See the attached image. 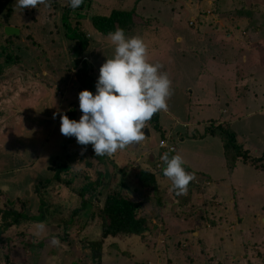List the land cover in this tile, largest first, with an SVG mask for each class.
I'll use <instances>...</instances> for the list:
<instances>
[{
	"label": "rangeland",
	"instance_id": "374dc122",
	"mask_svg": "<svg viewBox=\"0 0 264 264\" xmlns=\"http://www.w3.org/2000/svg\"><path fill=\"white\" fill-rule=\"evenodd\" d=\"M85 1L77 9H65L68 7V0H52V7L38 5L37 8H32L28 20L16 9V0H0V194L12 204L25 205L31 221L23 222L19 231L28 235L25 238L27 243L35 244L53 237L59 239L60 246L56 247L60 250L63 264L64 261L66 264H99L92 259V252L86 246L90 244L89 241L101 238L99 219L98 222L84 224L78 221L73 212L79 209L81 201H85L88 205L86 210L96 211L92 216L96 218L98 210L109 195L107 193L116 191L106 181L104 184L103 177L101 186L90 194L83 187L86 182L90 185L92 180L70 169L62 170L58 175L59 182L54 183L56 172L50 170L51 167L68 164L73 159L70 154L64 161L58 154L66 147L61 143L64 138H69V150L75 151L74 137H65L60 132V115L66 114L68 118L72 115L74 119L78 115L79 121L78 109L70 106L79 107L78 94L87 90L82 86L81 79L93 82L95 95L98 68L114 55V45L109 38L92 28L89 15L105 17L112 10L134 8V16L136 19L139 16L144 24L138 25L136 33L126 35L140 36L144 40L150 63H157L153 57L155 52L156 55H162V59L170 56L179 61L177 64H160L161 71L166 72L171 81L173 92L167 101V110L174 112V116L185 117L189 123L204 120L203 127L198 129L200 133L205 125L215 124L212 119L217 123L214 127L219 123L228 124L236 145L249 151L252 159L264 156V65L258 66L256 57L247 52L250 50L243 28L246 24L249 27L252 20L245 19L243 25L237 26V19L230 16V13L241 10L232 9L240 0H217L218 9H214L215 0L201 3L196 0H143L136 6L135 0ZM126 1L133 3L134 7L123 6ZM173 9L175 12L171 14ZM261 9H264V5ZM67 10L70 11L69 21L68 26L64 27L61 18ZM49 12L58 15L49 19ZM176 14L179 16L177 19ZM156 17L163 21L153 23L150 20ZM78 25L79 29L89 35L86 36L88 46L82 54L78 43L69 40ZM6 27L18 29L19 35L6 36ZM236 27H240L242 31H238ZM249 29L250 34L246 33L250 36L251 44H254L252 29ZM7 54L14 58L13 61L6 60ZM180 55L185 56V62L181 61ZM200 63L209 68L205 70L203 67L200 70ZM180 64L178 74L187 75L189 72L192 75L195 72L199 77V71L204 72L201 75L203 78H197L198 82L190 86L188 94L186 90H181L180 82L174 76V71ZM222 72L244 75L234 89V85L226 86L217 82L216 75ZM82 76L85 78H81ZM245 79L246 83L254 79V86L247 90L243 86ZM199 86L202 89L209 87L202 93L204 99H200L202 96ZM227 94L236 99L239 96L241 108L238 109L237 104L227 100ZM65 95L67 99L63 97ZM218 97L222 98L220 103L215 101ZM206 99L211 106L204 104ZM220 107H224L222 112L225 115L218 112ZM192 133L189 135L191 139L194 138ZM156 137L158 141L160 135ZM237 138L244 143L239 144ZM165 152L170 153L162 150L161 156ZM157 153L156 169L159 170L164 163L159 155L160 149ZM80 154L77 159H73L77 163L81 158ZM223 158L226 171L216 167L212 172L215 181H221V184L194 179L184 195H176L174 191H170V180L167 188H159L161 194L165 191L173 194L174 202L180 207L185 206L186 212L188 211L185 221L192 222V227L182 231L178 239L182 244L186 240L191 262H184L182 256L177 261L170 255V251L163 253L162 246L168 243V234L163 231L158 233L157 225L168 229L170 223L167 222L164 226L160 223L151 225L152 234L143 240L141 235H133L138 243L132 240L131 247L126 250L132 256L135 251L138 253L131 264H166V257L178 264H264V162L258 164L257 170L236 161L232 170V156L224 150ZM217 163L221 165V161ZM98 169L100 171L103 168ZM66 183H69V187L65 186ZM151 195L154 201L163 200L155 192H151ZM73 196L76 197L71 202ZM15 208L19 209L17 206ZM40 213H44L45 220L37 223L34 217ZM83 213L84 210L78 215ZM70 218L77 223H64V220ZM41 223L45 225V230L37 234V225ZM94 229L96 233L92 232L90 236L89 233ZM198 232L200 235L196 236ZM5 238L11 242V238ZM156 239L162 245L159 248H156ZM124 240L126 239H118L125 246ZM116 242L105 246L101 264H112L113 251L120 252ZM24 246L10 249L6 256L4 245H0V264H47L44 253L53 245L44 242L41 247Z\"/></svg>",
	"mask_w": 264,
	"mask_h": 264
},
{
	"label": "trees",
	"instance_id": "16d2710c",
	"mask_svg": "<svg viewBox=\"0 0 264 264\" xmlns=\"http://www.w3.org/2000/svg\"><path fill=\"white\" fill-rule=\"evenodd\" d=\"M91 0H88V3ZM142 0H135L134 6H136L139 2ZM177 1V0H175ZM197 2L201 3L205 0H196ZM217 0H215L216 2ZM247 1L249 3H247ZM262 0H240L236 5L232 7V9H241L237 13H230V16H234L237 20L235 21L238 25H243L245 22V19L252 20L251 25L249 27L246 24V27H244V34L246 36V42L249 46L250 54H252L255 59L258 60L257 64L258 66L264 65V9H261L263 6H261ZM86 1L83 0V3ZM257 2V3H256ZM252 3V4H251ZM53 3H51V6ZM249 4L250 6H247ZM219 3L216 2L214 9H218ZM125 7H134L133 3L130 4L129 1H126V3L123 5ZM150 7V6H149ZM251 7V8H248ZM70 9V7L66 6L65 9ZM32 8L24 9L22 11V14L24 17H27L28 20L31 15L29 13L32 11ZM54 12V9H53ZM135 9L130 10H112L107 16L100 17L94 15H89V22L92 26V28L103 37L108 38L109 32H114L117 28H122L125 30L126 34H134L137 31L135 29L138 27V24L134 22V15H135ZM175 10L173 9L171 11V14L174 13ZM222 13V12H219ZM53 15H58L57 13H51L49 12L48 18L52 19L54 17ZM69 15L70 11H64V15L61 18V21L63 22V26H68L69 21ZM177 16V14H176ZM39 23H40V17H38ZM153 23L163 20L156 19H150ZM56 23V22H55ZM251 26V27H250ZM75 28L72 32V36L69 40L73 41L75 40L78 43V49L82 54V51L88 46V38L86 36L88 35L86 32H84L82 29ZM190 27V26H189ZM252 29L253 33V42L254 44H251V41L249 40L250 36V29ZM238 31H242L240 27H236ZM134 30V31H133ZM132 31V32H131ZM237 31V32H238ZM246 32H249L246 33ZM240 33V32H239ZM11 55H6V60L13 61ZM14 59V58H13ZM83 69H86L85 67ZM81 78H85V76H82ZM82 86L88 91L93 93L94 84L93 82L86 81L85 79H81ZM255 80H248L246 83V79L243 82V86L247 88H251L254 86ZM248 90V89H247ZM16 112V111H15ZM71 114V113H70ZM216 120L212 119V122L215 124H210L209 126L205 127L202 133L197 132L195 135L193 134L194 138L202 139L206 138L207 136L213 137V138H219L221 139L223 151L225 150L226 154L229 156H232V170L234 169V165L236 161H240L244 164L250 165L254 167L255 169L259 170L258 164L264 162V156L259 157L257 159H252L249 155V151L244 150L241 145H236V140L234 135L230 132V127L228 124H218V126L214 127L217 123ZM147 124L151 125L152 129H155L156 131H160L159 127V120H158V114H154L153 117ZM229 131V132H228ZM79 155V153H76ZM162 154V150L160 149V156ZM169 154L175 155L174 152H170ZM81 158L79 162L77 163L76 160H71L69 164L65 165H58L57 167H51L50 170H54L56 172L55 178L53 179V182H59V173L64 169H70L73 171L80 172L83 176H85L86 179H91L92 182L90 185L86 182L84 189L89 190L90 194L97 191V188H99L103 182V174L96 170V163L101 162L102 156H96L92 152H88V150L85 149V153L80 154ZM84 156V157H83ZM72 158V157H71ZM70 158V159H71ZM94 159L96 161L94 162ZM226 164V162H225ZM165 165L163 164L160 166L159 171L163 172ZM227 167V166H226ZM187 172H191L188 170L187 167H185ZM231 172V169H230ZM196 180H208L207 176L199 173H194ZM139 176V175H138ZM209 181V180H208ZM50 182V181H48ZM47 182V183H48ZM139 187L140 190L143 191L141 194L138 193L137 199L131 200L128 198H122L119 196L118 192H108L107 197L105 198V201L103 203V206L100 210H98V219H99V226L101 228V238L97 241H89L90 244H86V246L91 250L92 252V259L99 264L102 262L104 248L108 244L113 243L114 241L118 239H125L126 237H129L131 235H141L142 240L146 236H150L152 234L151 231V225H154L155 223L164 226L163 221L161 220L162 213H161V202L156 200L154 201L151 192L157 193V183L155 180V177L147 172H140V176L138 177ZM45 183V184H47ZM88 185V188H87ZM66 187H69V183H66ZM90 186V187H89ZM79 191V190H78ZM78 193V192H77ZM111 193V194H110ZM158 194V193H157ZM140 195V196H139ZM83 196L81 195V199ZM7 201L3 195L0 194V245H4L6 256L10 249L14 247H20L29 245L30 248L35 247H41L44 242L49 244V241L52 238H48L44 240L43 242H35V244L27 243L25 238H27L26 235H23L24 233H21L19 231V227L24 223H27V221L30 218L25 214V208L22 203H14ZM17 206L19 209L15 208ZM23 206V207H22ZM88 207L87 204H85V201H81V205L78 210L74 211L73 214L78 217V221L82 223H86L88 221H83V215L87 211L86 208ZM180 207V206H179ZM149 208L148 212L145 213L146 215H142V210ZM182 212H185L186 207H180ZM84 210V213L82 215L80 212ZM138 211V212H137ZM159 212V213H158ZM36 220L35 222L39 223L45 220L44 213H40V215L34 217ZM77 223L73 221V219L64 220V223ZM87 224V223H86ZM194 232V231H193ZM9 233V236H8ZM14 235V236H13ZM11 238V242L9 243L8 239L5 238ZM22 238V239H21ZM198 239V238H197ZM88 242V241H87ZM185 241L183 242V244ZM201 243V242H200ZM182 242L179 240L175 246V250H173L171 253L175 257L177 261H180L178 258L179 256H182L184 262H191L190 256L188 253H186L189 250V246H186V249L183 250L182 248ZM24 246V247H25ZM116 246V245H114ZM167 247V246H166ZM95 249V250H94ZM117 250V248H115ZM118 251V250H117ZM202 252L204 250L202 249ZM119 253V251H118ZM129 253L125 252L122 255L124 257H129ZM45 260L47 261V264H63V259L60 254L59 248L56 246H52L51 248H48L46 253H44ZM77 264V263H76ZM166 264H178L173 261V259L167 258ZM205 264H212L210 262H207Z\"/></svg>",
	"mask_w": 264,
	"mask_h": 264
},
{
	"label": "clouds",
	"instance_id": "9594fccd",
	"mask_svg": "<svg viewBox=\"0 0 264 264\" xmlns=\"http://www.w3.org/2000/svg\"><path fill=\"white\" fill-rule=\"evenodd\" d=\"M51 2L16 0L15 6L22 12L38 5L50 7ZM82 3L83 0H68L72 9L79 8ZM134 22L137 24L136 19ZM108 38L114 45V55L99 69L95 95L88 90L78 94L82 115L76 121L61 114L60 132L65 137H75L79 145L91 144L96 156L111 157L146 139L142 130L147 128L154 114L167 111V101L173 92L167 73L161 71L162 65L149 62L147 45L140 36L129 37L124 29L117 28L108 33ZM55 116L56 113L53 118ZM161 160L165 165L163 175L171 181L170 191L176 195L186 194L195 174L185 170L183 157L178 154L170 157L165 152ZM44 230L43 223L37 225V234ZM49 243L60 246L56 237Z\"/></svg>",
	"mask_w": 264,
	"mask_h": 264
},
{
	"label": "crops",
	"instance_id": "0c3cea01",
	"mask_svg": "<svg viewBox=\"0 0 264 264\" xmlns=\"http://www.w3.org/2000/svg\"><path fill=\"white\" fill-rule=\"evenodd\" d=\"M239 2V1H238ZM262 2L261 6L264 5V0L260 1V3ZM257 3V2H256ZM252 4V3H251ZM232 6V4H231ZM179 18V16H175V19ZM136 19V17H135ZM140 19H136L137 24L140 26L141 23L143 22ZM153 20V19H152ZM144 24V23H142ZM147 27L150 26V24L147 22L146 23ZM160 51V50H157ZM245 52V51H244ZM250 53V51H247ZM245 54V53H243ZM154 60L158 63V64H164V63H171V64H177L179 61H177L176 59H172L170 56H166L165 58L162 59V55L157 54L155 52V55L153 56ZM181 61L185 62V56L180 55ZM195 58V57H194ZM189 61V60H188ZM201 67L200 70H203V67L205 70H207V68H209L207 65H203V63H200L199 65ZM98 68V67H97ZM181 68V64L179 66L176 67L175 69V73L174 76L177 80H179L180 85H181V90L185 91L188 94L189 91H191L190 86H194L193 83L194 82H198V79H201L203 77H201L202 73L199 71L198 75L199 77L196 76V73L193 72V74H188L184 75L183 73L178 74L177 71L178 69ZM99 70V68H98ZM163 70H165V68H163ZM234 69L232 68L231 71H233ZM244 74H239L238 72H235V74L230 75V73L228 72H222V73H218L216 75V79L217 82L219 84H225L226 86H230V85H234V89H236V87L238 86V84L240 83L241 78L243 77ZM185 78V79H183ZM209 87L202 89L199 86V90L201 93L202 98L200 99H204L203 97V92L208 89ZM180 95V93L178 94ZM193 95V93H192ZM239 96H242V94L240 92H238ZM67 95L63 96L66 97ZM237 97L238 99L235 98V96H232L231 94H227V100H230V102H232V104H237V108H241L240 104H239V100L241 99L240 97ZM68 97H66L67 99ZM65 99V98H64ZM222 98L218 97L215 99V101H217L218 103H220ZM233 99V100H232ZM234 99L236 101H234ZM204 104H207L209 106H211V104H208L209 102L206 100H204ZM213 105V104H212ZM214 106V105H213ZM71 108H77L79 111V116L81 117L82 113L79 110V107H72ZM69 107V110H70ZM186 107V106H185ZM217 107V106H216ZM187 108V107H186ZM222 108L224 107H220L218 108V112H221V115H225L226 113L222 112ZM181 110H183L181 108ZM186 111V109L184 110ZM158 114V120H159V127H160V131H156L155 129L152 130L151 125L146 124L145 129H143L142 131L145 134V140H143L142 142H140L138 145H136L135 147H129L126 148L125 150L122 151H118L117 153H115L114 155H112L111 157L109 156H102V160L101 162H98V164L96 163L95 167L96 170L99 171L98 167L103 168L102 170H100L99 172H101L104 176V184L105 181L107 183V185L113 187L114 190H116V192H118L119 196L122 198H128L131 200H134V197L138 195V193H136L137 191H141L140 187H139V182H138V177L140 176V172H147L151 175H153L155 177L156 183L158 185L157 187V193L158 195H160L163 200L161 202H163L161 204V213H162V217L161 220L163 221L164 225L168 223V229H165V227H161L159 225H157V230L158 233L160 231H163L165 233L168 234V243L165 246H162L160 243H158V239H156V248H159L162 246L164 252L163 253H168L169 251L172 252L173 250H175V246L174 244H176L180 239H178V237L180 235H182V231H186V228H190L192 227V222L186 223L185 219H186V210L185 212H182L180 214L181 208L179 207L178 203L175 201L174 202V197L173 194H169L167 193V191L164 192V194H161V192L159 191V188L163 189V188H167V182H169V180L164 177L163 172L159 171L156 169V158H157V152L160 149L159 148V143L161 141L165 142V144L169 147H173L174 149V153L175 155H180L183 157L184 159V167H187L188 170H190L191 172L194 173H199V174H203L205 176H207L208 180H210L211 183H218L221 184V181H215V178L213 176V169H215L216 167H220L223 168V170L225 169L226 171V164H225V158H223V146H222V142L219 138H213L210 136H207L206 138H202V139H194V138H190L189 135L191 132L197 133L199 132V128H202L205 121H198L196 123H189L186 121V118L184 117H177L174 116V112L172 111H159L157 112ZM160 116V118H159ZM221 118V116H220ZM70 120H76L78 121V115L77 117L74 116H70L69 117ZM218 120H222V119H218ZM205 127H207V125H205ZM197 129V130H196ZM199 129V130H198ZM196 130V131H195ZM160 135V139L157 141L156 140V136ZM188 135V136H187ZM11 136V135H10ZM193 136V135H192ZM11 138V137H10ZM67 140L69 141V138H67ZM66 138H64L61 143L63 146H66L64 150H62L61 153H58L60 155V157L62 159H65L72 154V158L77 159L79 157V155H77L76 153L83 152L85 153V149L88 150V152H92L94 154L93 151V147L91 144L89 145H79L74 137L75 140V151L69 150V145L67 143ZM237 142L239 144H243L244 141L242 139L237 138ZM101 157V156H99ZM72 159V160H73ZM96 161V159H94V162ZM221 161V165L217 162ZM70 162H68L69 164ZM203 165V166H202ZM239 167V165L236 167V169ZM235 169V170H236ZM186 170V169H185ZM187 171V170H186ZM71 172V171H70ZM73 172V171H72ZM236 171H234L235 173ZM227 174V173H226ZM139 175V176H138ZM230 178H233V176H231ZM169 190V189H167ZM143 191H141L142 193ZM139 192V194H141ZM3 194V193H2ZM106 194V193H104ZM103 195V194H102ZM140 196V195H139ZM76 196H73V198L71 199V202H74ZM16 200V199H15ZM67 201L70 199H66ZM18 201V199L16 200ZM25 207V205H24ZM149 210V208H146L142 210V215L145 216ZM96 212V211H94ZM94 212L91 211L90 209H88L85 214L83 215V221H88L89 223L91 222H98V215H96V218H92V216L94 215ZM138 212V211H137ZM25 214L26 210H25ZM192 221V220H191ZM92 232H95V229L92 230L89 235L91 236ZM186 235V233H185ZM200 235L199 232L195 234ZM91 239H93V237H90ZM128 238H130V240H128ZM126 240H124L125 242V246H124V250L122 251V253H117L113 251V256H112V264H131V262H133L136 258H137V253L138 251H135L132 254L129 253V257H124L122 254L125 253L128 250V247H131V242L132 240H134V242L138 243L137 238H135V236L131 235L130 237H126ZM185 243L182 245L183 249H186L187 246V242L186 240H184ZM167 246V247H166ZM127 249V250H126ZM161 250V251H163ZM169 252V253H170ZM187 253V252H186ZM172 253H170L171 255ZM169 258V257H166ZM64 264H66V261H64Z\"/></svg>",
	"mask_w": 264,
	"mask_h": 264
},
{
	"label": "water",
	"instance_id": "95a60500",
	"mask_svg": "<svg viewBox=\"0 0 264 264\" xmlns=\"http://www.w3.org/2000/svg\"><path fill=\"white\" fill-rule=\"evenodd\" d=\"M4 33H5L6 36L10 37V36H14V35H19V30L15 29V28H12V27H6L4 29ZM116 244L119 246L120 252H122L124 250V244L121 241H118V240H117Z\"/></svg>",
	"mask_w": 264,
	"mask_h": 264
},
{
	"label": "built area",
	"instance_id": "2783aa9c",
	"mask_svg": "<svg viewBox=\"0 0 264 264\" xmlns=\"http://www.w3.org/2000/svg\"><path fill=\"white\" fill-rule=\"evenodd\" d=\"M159 148H160V149L167 150V151H169V152H172V151L174 150L173 147H169V146H167V145L165 144V142H163V141H161V142L159 143Z\"/></svg>",
	"mask_w": 264,
	"mask_h": 264
}]
</instances>
